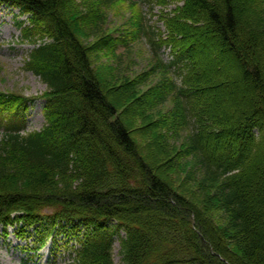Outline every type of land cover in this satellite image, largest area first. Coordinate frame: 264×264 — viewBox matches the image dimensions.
<instances>
[{"label":"trees","instance_id":"16d2710c","mask_svg":"<svg viewBox=\"0 0 264 264\" xmlns=\"http://www.w3.org/2000/svg\"><path fill=\"white\" fill-rule=\"evenodd\" d=\"M121 1L0 0L29 15L47 84L33 131L29 98L0 91L2 233L54 254L63 236L67 264H116L117 238L123 264H264V0H143L177 3L165 30L115 35ZM141 31L154 62L132 75L117 51Z\"/></svg>","mask_w":264,"mask_h":264},{"label":"rangeland","instance_id":"374dc122","mask_svg":"<svg viewBox=\"0 0 264 264\" xmlns=\"http://www.w3.org/2000/svg\"><path fill=\"white\" fill-rule=\"evenodd\" d=\"M176 4L170 3L164 7L160 3L151 5L143 0L117 2L103 9L106 27L110 30L119 27V30L114 31L115 35L126 31L129 33V31L137 30L133 21L142 15L143 22L149 31L153 28H160L164 31L163 21L159 19L161 10L163 8L171 10ZM28 16L16 5L0 3V91H13L29 98L30 107L27 112L25 130L33 131L42 128L46 121L43 112L44 100L40 97L47 90V84L40 75L29 70L26 66V59L33 47L23 40L22 28L29 23ZM129 44L131 46L128 50L127 46L123 44L118 48L117 53L126 52L127 56L120 65L121 70L127 69L133 75L145 70L154 62L153 51L148 36L142 31L138 38L131 40ZM169 51L170 48L162 49L165 59H168ZM111 53L106 50L98 52L94 56L96 64L100 68L117 66L119 59L113 57ZM2 133L3 128L0 127V138ZM15 229L16 227H10L8 233L3 234V227L0 226V264H67L69 261L66 248L67 238L63 239V236L59 235L61 241L54 254L51 250L53 245L51 238L45 246L37 249L33 239L35 237L26 240L17 238ZM74 244L75 242H70V245ZM120 249V239L117 238L114 242L116 264H123Z\"/></svg>","mask_w":264,"mask_h":264}]
</instances>
